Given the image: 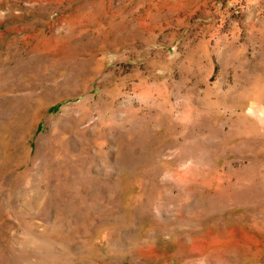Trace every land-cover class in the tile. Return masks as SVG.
<instances>
[{
	"label": "rangeland",
	"instance_id": "rangeland-1",
	"mask_svg": "<svg viewBox=\"0 0 264 264\" xmlns=\"http://www.w3.org/2000/svg\"><path fill=\"white\" fill-rule=\"evenodd\" d=\"M0 264H264V0H0Z\"/></svg>",
	"mask_w": 264,
	"mask_h": 264
}]
</instances>
